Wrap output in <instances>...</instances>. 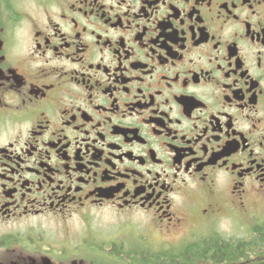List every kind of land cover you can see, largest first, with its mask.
I'll return each mask as SVG.
<instances>
[{"label": "flooded vegetation", "instance_id": "1", "mask_svg": "<svg viewBox=\"0 0 264 264\" xmlns=\"http://www.w3.org/2000/svg\"><path fill=\"white\" fill-rule=\"evenodd\" d=\"M261 209L264 0H0V264H260Z\"/></svg>", "mask_w": 264, "mask_h": 264}, {"label": "rangeland", "instance_id": "2", "mask_svg": "<svg viewBox=\"0 0 264 264\" xmlns=\"http://www.w3.org/2000/svg\"><path fill=\"white\" fill-rule=\"evenodd\" d=\"M24 7H26L27 9H34V4L30 3V4H25ZM250 219H246L244 218L243 221L245 224L248 223V221H264L262 219H264V209H261L259 211V217L257 218H253V217H249ZM259 218V220H258ZM96 224L99 225V228L101 231H105V229H109L110 231H112L113 229H116L115 226H112L109 224H107L109 221H94ZM231 223V221H228L226 224L229 225ZM247 227H245L246 229ZM159 231L157 229H155V227H153V223L151 221H131V231H129L128 234H131V245H132V250L135 249H140L142 243L140 242L141 240L145 241V239L148 241L149 239H154L153 234L158 233ZM139 233V234H138ZM249 234L251 232H248ZM138 234V235H137ZM143 234V235H141ZM140 235V236H139ZM258 244H260L261 246V251H264V241L260 243V241L256 242ZM255 250V249H254ZM257 251V250H255ZM260 252V251H259ZM254 255V254H253ZM252 255H249V257ZM264 258V257H263ZM262 258V259H263ZM259 260V259H258ZM131 264H141L142 258H140V255L137 253H133L131 256ZM213 264V263H211Z\"/></svg>", "mask_w": 264, "mask_h": 264}, {"label": "trees", "instance_id": "3", "mask_svg": "<svg viewBox=\"0 0 264 264\" xmlns=\"http://www.w3.org/2000/svg\"><path fill=\"white\" fill-rule=\"evenodd\" d=\"M244 244H246V243H244ZM241 249H242V247H240ZM231 249L233 250V251H235V249H233L232 247H231ZM204 250H206L204 247H203V245H200V246H198V247H194V248H192L191 250H190V252H196V253H201V252H203ZM210 251H211V253L214 255V257L216 258V259H221V258H223L224 257V255H226V248L225 247H222V246H217V245H215V246H211L210 247ZM190 254V253H189ZM172 256L171 255H165L164 256V261L165 262H170L171 260H172ZM260 264H264V263H260Z\"/></svg>", "mask_w": 264, "mask_h": 264}, {"label": "bare ground", "instance_id": "4", "mask_svg": "<svg viewBox=\"0 0 264 264\" xmlns=\"http://www.w3.org/2000/svg\"><path fill=\"white\" fill-rule=\"evenodd\" d=\"M143 245V244H142Z\"/></svg>", "mask_w": 264, "mask_h": 264}]
</instances>
